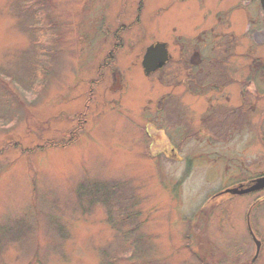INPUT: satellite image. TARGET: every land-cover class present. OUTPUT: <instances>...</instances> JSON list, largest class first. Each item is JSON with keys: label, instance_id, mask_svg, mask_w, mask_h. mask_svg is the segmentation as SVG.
Returning a JSON list of instances; mask_svg holds the SVG:
<instances>
[{"label": "rangeland", "instance_id": "374dc122", "mask_svg": "<svg viewBox=\"0 0 264 264\" xmlns=\"http://www.w3.org/2000/svg\"><path fill=\"white\" fill-rule=\"evenodd\" d=\"M244 3L0 0V264H264V192L214 196L229 185L224 165L236 166L234 156L248 175L264 170V141L256 136L243 152L248 136H233L218 148L213 121L197 119L171 80L181 76L185 35L217 15L220 28L233 27L225 19L250 10L253 31L264 28L260 0ZM156 41L169 42L174 60L150 76L142 60ZM168 91L186 99L184 139L148 119ZM79 112L86 122L68 143ZM263 123L253 118L254 134ZM62 140L68 145L36 150ZM247 214L262 243L254 263Z\"/></svg>", "mask_w": 264, "mask_h": 264}, {"label": "flooded vegetation", "instance_id": "af4514ba", "mask_svg": "<svg viewBox=\"0 0 264 264\" xmlns=\"http://www.w3.org/2000/svg\"><path fill=\"white\" fill-rule=\"evenodd\" d=\"M244 2L249 7L252 0H244ZM217 16L215 25L213 24L209 29H207L208 27L205 29L198 27L185 35L184 48L183 43H181V53L184 54V58L178 59L180 62L178 69L181 76L180 79H177L179 75L176 73L171 77V80L174 81L175 87L183 89L184 95H189L190 99L185 103L195 108L197 119L213 121L211 133L212 137L215 138L213 139L214 145L219 148L222 139H229L233 136H248L247 140L244 141L245 143L241 145L244 152L251 147L256 136L261 137L264 141V123L259 131L253 133V118L258 115L262 122L264 120V48L260 50V53L258 52V48L264 46V28L253 31L250 10H246L245 17L232 16V18L225 19L233 24V27L229 25L220 28L223 18ZM261 26L263 27V25ZM256 33H258V38L255 37ZM238 35L242 36L240 41H237ZM166 43L169 60L156 71L150 73V76L164 71L167 65L174 60V55L170 51L171 45L168 41ZM183 72L184 76L182 75ZM120 74H114L119 86L122 81ZM157 98L158 101L151 105L148 117L149 120L150 118L153 120V123L150 120L153 129L163 130L171 134L180 133L184 139V122L188 124V118L184 115V100L186 99L174 96L170 91L162 93ZM181 108L182 114L178 115L177 110ZM169 122H174L176 127L168 128ZM168 133L166 134L169 135ZM171 141L173 144L175 143L174 139ZM218 148L214 151V156L217 158L216 164L221 165L222 161H220L219 155L221 150ZM233 158L235 162V158L238 159L236 166H233L232 163H225L224 165V170L229 174L227 175L229 185L215 193V197L230 195L225 192L227 188L239 185L245 187L254 179L264 176V170L254 174V176L248 175L249 169H246L247 166L244 165L243 161L236 156ZM230 169L232 173H230ZM236 170L238 171L235 172ZM262 192L264 190L246 195ZM254 256L250 259L251 263L259 259L260 253L255 260ZM238 264H249V262L241 261Z\"/></svg>", "mask_w": 264, "mask_h": 264}, {"label": "water", "instance_id": "95a60500", "mask_svg": "<svg viewBox=\"0 0 264 264\" xmlns=\"http://www.w3.org/2000/svg\"><path fill=\"white\" fill-rule=\"evenodd\" d=\"M260 3L264 11V0H260ZM168 60H169V52H168L167 43L156 42L154 44H151L147 48L143 57L142 65L144 67L145 73L149 75L150 73L156 71L160 66L166 64ZM260 190H264V176L254 179L253 181L248 183L245 187L244 185L234 186L227 188L225 192L229 193L232 196H235V195H245ZM248 226L257 248L256 254L254 256V260H255L261 251L262 243L252 231L249 214H248Z\"/></svg>", "mask_w": 264, "mask_h": 264}, {"label": "trees", "instance_id": "16d2710c", "mask_svg": "<svg viewBox=\"0 0 264 264\" xmlns=\"http://www.w3.org/2000/svg\"><path fill=\"white\" fill-rule=\"evenodd\" d=\"M19 1V3H20V0H18ZM38 1V3L39 4H41L40 6H43L44 5V3L46 2V0H37ZM27 7V8H26ZM26 7H25V10L26 9H30L31 7L30 6H27V4H26ZM139 20V19H138ZM120 31V30H119ZM118 31H117V33H116V36H117V39H119V37H118ZM119 47H121V45H116V49H118ZM112 54L113 53H110L109 55L110 56H108L106 59H105V63L102 65V66H100L99 68H101V67H105L107 64H109L110 65V63H111V59H112ZM109 61H110V63H109ZM92 95V94H91ZM11 96V95H10ZM5 97L6 98H8L9 99V93L8 92H5ZM88 106L89 105H87V108H88ZM86 115V112H79L78 114H77V119H78V127L76 128V129H74V131H72L71 132V136H70V139H69V141H68V143L70 142V143H72L73 141H75L78 137H79V133L81 132V130H83V127H84V124H85V122H86V119L84 118V116ZM79 130V131H78ZM78 131V132H77ZM47 141V140H46ZM45 141V144L44 145H42V146H37L36 147V150H39V149H46V148H48V147H53V146H55V147H57V146H67L68 145V143H65L63 140L62 141H59V142H51V141H48V142H46ZM21 150L22 151H25V149H23V148H21ZM35 150L34 149H30V150H28L27 152H34ZM121 197V196H120ZM119 197V198H120ZM86 198H88L87 196H86ZM118 198V200H117V203H118V206H121L120 204H122V200L121 199H119ZM88 200H89V202L90 203H97V202H102V203H104V204H107V203H109L108 202V200H106V199H95V201L94 200H90L89 198H88ZM116 202V201H115ZM123 207L125 208V206L123 205ZM113 212V211H112ZM132 217H134V215L132 214V213H128L127 215H123V217H120V219H121V221H122V223H121V226L119 225V223H117V221L119 220V219H117L116 220V222H115V224L116 225H119L120 227H124L125 225H127L128 224V222L131 220V218ZM132 231V229L130 228L129 229V231L128 232H124L123 234L127 237V238H129V236H130V232Z\"/></svg>", "mask_w": 264, "mask_h": 264}]
</instances>
